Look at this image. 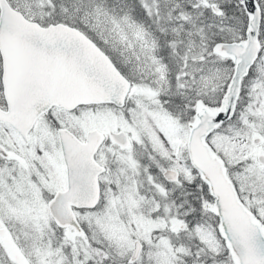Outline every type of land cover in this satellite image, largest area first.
I'll list each match as a JSON object with an SVG mask.
<instances>
[{
  "label": "snow or ice",
  "instance_id": "6c2138e0",
  "mask_svg": "<svg viewBox=\"0 0 264 264\" xmlns=\"http://www.w3.org/2000/svg\"><path fill=\"white\" fill-rule=\"evenodd\" d=\"M0 264H264V0H0Z\"/></svg>",
  "mask_w": 264,
  "mask_h": 264
}]
</instances>
